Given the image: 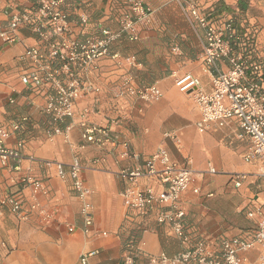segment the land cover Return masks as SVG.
Listing matches in <instances>:
<instances>
[{
	"label": "crops",
	"instance_id": "obj_1",
	"mask_svg": "<svg viewBox=\"0 0 264 264\" xmlns=\"http://www.w3.org/2000/svg\"><path fill=\"white\" fill-rule=\"evenodd\" d=\"M8 1L18 7L25 4V0ZM144 2L151 11L149 20L136 25L135 38L123 36L111 45V53L117 58H102L88 69L73 66L82 82L99 88L85 91L74 106L69 140L77 147L83 144L81 148L74 149L60 134L46 136L48 116L43 107L47 88L33 90L20 81L26 65L23 53L36 43L32 32L23 29L17 43L0 44V126L20 122L5 145L18 148L17 143L22 144L19 160L0 162V198L19 191L25 206L35 199L40 208L53 214L49 223L39 210L20 220L4 207L0 213V264H80L81 255L94 249L99 252L88 258V264L119 263L126 251L121 238L127 237L132 227L141 231L143 244H138L136 256L140 263L148 255H174L183 250L185 245L170 227L156 222L155 212L138 215L121 195L129 181L119 175L120 171L145 169V160L160 147L174 162H189L193 172L180 201L190 241L206 240L215 250L222 237L253 230L255 218L247 213L264 200V159L244 158L249 140L234 121L198 131L196 103L174 84L176 76L190 72L199 78L205 91L211 89V78L201 60L203 31L191 28L174 0ZM202 3L215 18H233L240 33L254 25V55L264 61V0ZM65 7L76 36H99L102 28L117 30L118 17L124 10L122 0H68ZM0 18H4L1 13ZM219 66L226 68L223 62ZM127 78L136 88L156 84L162 96L152 102L137 99L123 90ZM262 79L264 86V76ZM23 116L26 120L21 121ZM83 124L109 128L119 140L127 142L136 157L122 156L124 148L120 144L99 147L85 142L81 137ZM74 156L84 166L81 177L90 190L88 200L93 207V226L87 234L80 229L81 201L70 180H60L53 167L40 164L50 160L67 165ZM236 174L245 176L238 186L234 184ZM22 175L44 180L47 193L34 196L30 186L19 182ZM137 184L140 188L160 187L153 178H141ZM258 255V248L239 253L247 258L246 264H258Z\"/></svg>",
	"mask_w": 264,
	"mask_h": 264
},
{
	"label": "built area",
	"instance_id": "obj_2",
	"mask_svg": "<svg viewBox=\"0 0 264 264\" xmlns=\"http://www.w3.org/2000/svg\"><path fill=\"white\" fill-rule=\"evenodd\" d=\"M86 2L87 0H69ZM192 29L203 31L202 67L210 76L211 89L205 91L198 77L190 72L174 78V84L181 92H188L199 110L196 122L198 131H206L211 126L222 127L234 121L241 134L248 137L249 145L245 159L259 157L264 159V61L255 54L256 27L252 25L246 33H240L233 18L218 19L206 10L202 0H174ZM68 0H25L23 7L0 0V44H13L20 40L21 30L28 29L36 38L35 45L26 47L23 58L26 65L20 76L24 85L33 90L47 88L43 110L48 116L45 129L47 137L56 134L63 136L74 149L83 144L73 145L69 140L73 126L74 106L85 91H99V88L82 82L75 74L73 66L92 68L105 57L117 58L111 53V45L123 36L135 38V28L139 22L148 21L150 9L144 0H122L124 10L118 17V29L102 28L99 36L74 35L73 25L65 5ZM226 64V68L219 63ZM123 90L143 102H152L162 96L156 84L133 87L130 78L122 83ZM13 102V98H9ZM26 120L23 116L21 121ZM81 137L85 142L99 147L107 143L120 144L122 156L136 157L130 152L127 142L119 140L109 128L85 125ZM20 128V122L0 126V162L19 160L18 148L5 145L6 139ZM94 160L93 162H95ZM189 163V162H188ZM188 163L180 165L174 162L168 152L160 147L145 160V169L124 168L119 175L129 181L121 195L127 200L129 209L141 216L155 212L159 225H167L173 234L181 240L185 248L174 255L160 252L148 255L143 262L136 260L139 254L138 239L131 242L123 253L121 261L115 264H246L247 258L239 253L259 249L258 264H264V200L261 205L247 215L255 218L251 233L232 237H222L217 249L203 239L190 241L184 221L185 210L181 205V195L190 185L193 172ZM42 166L53 167L60 180H70V186L81 201V231L89 233L93 226V207L88 200L90 190L84 185L81 172L84 166L78 156H74L67 165L56 161L43 160ZM156 164L160 167L157 168ZM244 174L234 175V184L238 186ZM141 178H153L159 188L147 185L140 188ZM19 182L30 186L34 196L46 194L44 180L22 175ZM194 189V192H197ZM7 207L18 219L26 220L33 210H39L46 223L52 220V213L39 207L34 199L28 206L19 191L5 193L0 198V213ZM70 230H72L70 226ZM97 249L83 253L80 264H88V258L96 255ZM113 264V263H105Z\"/></svg>",
	"mask_w": 264,
	"mask_h": 264
},
{
	"label": "trees",
	"instance_id": "obj_3",
	"mask_svg": "<svg viewBox=\"0 0 264 264\" xmlns=\"http://www.w3.org/2000/svg\"><path fill=\"white\" fill-rule=\"evenodd\" d=\"M141 231L138 228L132 227L129 230L127 237L123 238L124 246L123 250H126L131 242H135L140 238Z\"/></svg>",
	"mask_w": 264,
	"mask_h": 264
},
{
	"label": "rangeland",
	"instance_id": "obj_4",
	"mask_svg": "<svg viewBox=\"0 0 264 264\" xmlns=\"http://www.w3.org/2000/svg\"><path fill=\"white\" fill-rule=\"evenodd\" d=\"M121 245L124 246L123 238H121Z\"/></svg>",
	"mask_w": 264,
	"mask_h": 264
}]
</instances>
